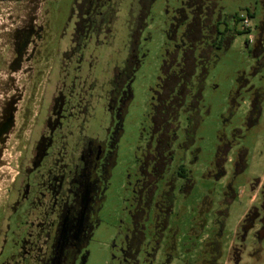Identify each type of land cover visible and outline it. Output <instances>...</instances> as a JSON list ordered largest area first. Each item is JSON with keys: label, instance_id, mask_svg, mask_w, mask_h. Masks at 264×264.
Returning a JSON list of instances; mask_svg holds the SVG:
<instances>
[{"label": "flooded vegetation", "instance_id": "1", "mask_svg": "<svg viewBox=\"0 0 264 264\" xmlns=\"http://www.w3.org/2000/svg\"><path fill=\"white\" fill-rule=\"evenodd\" d=\"M35 1L0 0L1 14L4 2L27 5L20 13L17 6L7 7L10 23L2 28L10 53L4 66L10 74L6 79L0 74V158L11 139L20 146L13 172L0 179L7 182L0 188V264H85L88 242L117 174L127 117L135 101L136 74L147 51L149 16L157 0H71L57 34L47 16L52 0L39 3L42 12L35 10ZM259 1L264 15V0ZM211 4V0H175L174 5H165L161 72L138 125L133 178L129 170L125 172V188L131 190L130 224L119 264H127L126 260L134 264V255L140 263L144 254H151L138 244L146 235L133 233L142 210L147 220L153 218L160 226L167 223L171 203L167 205L164 198L177 182L179 117L193 113L194 107L179 106L180 46L184 62L192 63L186 44L174 45L167 62L163 55L175 40L190 45L200 27L206 35L214 32L211 20L215 24L222 15L217 12L213 17ZM259 30L252 39L255 56L264 45L263 24ZM214 34L212 40L216 30ZM169 39L172 42L166 45ZM20 71L28 89L26 85L18 89L12 76ZM218 155L219 151L216 165ZM260 193L263 198L264 181ZM258 219L246 223L249 229ZM257 225L264 231L262 224Z\"/></svg>", "mask_w": 264, "mask_h": 264}, {"label": "rangeland", "instance_id": "2", "mask_svg": "<svg viewBox=\"0 0 264 264\" xmlns=\"http://www.w3.org/2000/svg\"><path fill=\"white\" fill-rule=\"evenodd\" d=\"M41 1H35L36 11H41L38 8ZM70 1L52 0L48 5L47 16L53 33L61 32L60 24L67 17ZM166 4L174 5L175 0H157L149 16L147 51L136 74L135 101L127 117L129 123L120 146L117 174L99 213L100 222L88 242L85 264H119L122 256L124 234L128 233L125 228L130 224L127 200L131 198V190L125 188V172L129 170L133 178L138 125L144 118L161 72ZM219 4L223 14H240L247 19L249 27L243 29L238 23L239 33L231 45L217 53V58L211 62L196 107L197 114L189 125L191 142L184 139L185 119L182 114L179 117L175 162L183 160L187 176L177 178L176 187L170 192L173 202L168 225L161 228L153 218L147 220L142 249L145 247L147 252L156 255L155 264H163L167 259L169 247L165 240L168 238L171 258L167 264H264V231L258 227L259 222L256 221L244 236L241 231L246 213L259 207L260 187L264 181V45L263 51L255 56L252 42L260 34V25H264L263 6L259 0H219ZM1 6L0 58L3 65L0 74L6 79L10 71L4 63L10 53L2 37V28L10 23L11 8L7 7L17 6L19 12L27 5L26 2L17 5L4 2ZM12 76L17 80L18 89H23L24 85L28 89L21 71ZM19 146L15 139L3 146L0 179L13 172ZM218 147L222 148L216 165ZM5 184L7 182L0 181V188ZM184 184L188 186L186 190ZM149 216L152 217V213Z\"/></svg>", "mask_w": 264, "mask_h": 264}, {"label": "trees", "instance_id": "3", "mask_svg": "<svg viewBox=\"0 0 264 264\" xmlns=\"http://www.w3.org/2000/svg\"><path fill=\"white\" fill-rule=\"evenodd\" d=\"M212 4H211V11H212V15L214 17V15L217 12H220L222 15V20L221 21H216L214 24V19L212 18L211 20V24L210 26H212L214 28V32H210L207 31V35L205 34V32L203 31V28L200 27L199 30H197L195 32V39L191 42L190 45H187V41H183L180 40V42H176L173 41V48L170 50V48H168L167 46L165 47V55H163V58L165 59L164 61H169V55L168 52H173V50L175 49L174 45H185V50H186V56H191L192 57V63L186 64L184 62V54L182 46L179 47V68L177 71V76H178V81H177V88L179 90V92H181L180 94V98H179V103H180V107L184 108L187 105L194 107L193 113L186 115L185 114V135H184V139L186 141L191 142L192 141V137L190 136L191 133H189V125L190 122L193 120L194 115L197 114L196 112V107L198 105V103L200 102V99L202 97L201 95V91L203 89L204 83H205V79L206 76L208 74V69L210 67L211 62H213L216 58H217V52H220L221 50H223L226 46V48L229 47V45L231 44L232 39L235 37L236 33H239V31L237 30L236 25H238V23H240L243 26V29H248L249 25L245 26L243 23V18L240 14H233L231 16H227L226 14L222 13V7L219 4V0H211ZM223 24V27H220L219 25ZM202 25V24H200ZM215 30L217 32V36L212 40L213 35H215ZM247 31V30H246ZM210 40V41H209ZM182 41V43H181ZM223 41H225L226 43H223ZM171 40L169 39V42L166 44L168 45L169 43L171 44ZM220 44L223 46H220ZM184 47V46H183ZM215 50V52H214ZM170 53V54H171ZM206 54V55H205ZM186 91V92H185ZM184 94V96H183ZM191 112V110H190ZM218 149H217V153H218ZM186 170H185V163L182 161H179L177 163V167H176V177L177 178H186ZM174 182V179H173ZM171 184L170 188L174 186L175 183ZM165 189V187H163V190ZM164 193H166V191H164ZM167 196L169 195V192L166 193ZM170 198L167 200L166 199V203L167 205H170L171 203V207L169 209V207L166 205L164 212L166 213V211L168 210V215H166V225H168V220L167 218L169 217V215L172 213V194L170 193ZM162 197L159 196L158 199H161ZM168 201V202H167ZM165 202L163 204H166ZM137 212V211H136ZM165 213H163V217L165 218ZM162 225L160 226L161 228H163L165 226V224L161 223ZM133 233H135V230L137 232V234L140 236L141 234H144L147 232V219L145 218V212H143L142 210V214H141V218L135 222V224L133 225ZM169 240H165L166 246L167 248L169 247V252H167V259L165 260L164 264H167L171 258L170 255V251H171V247L169 246V242H170V238H168ZM143 241H145V238L143 240H141L138 244L140 245L141 243H143ZM137 244V245H138ZM136 248V247H135ZM208 248V247H207ZM207 251H210L209 248ZM130 260H126V263L128 264ZM131 261H135L134 264H154V259L152 258V254H150L149 256L144 254V258L142 259V261L139 263L138 262V258H136V256L134 255V259L131 258Z\"/></svg>", "mask_w": 264, "mask_h": 264}, {"label": "water", "instance_id": "4", "mask_svg": "<svg viewBox=\"0 0 264 264\" xmlns=\"http://www.w3.org/2000/svg\"><path fill=\"white\" fill-rule=\"evenodd\" d=\"M259 207H254L252 210H249L244 218L242 219V225H241V231L244 236L246 231L250 228L251 225L246 224L247 222L253 221L257 218H259L257 221L262 224V227L264 226V197L262 198ZM261 214V215H260ZM260 216V217H259Z\"/></svg>", "mask_w": 264, "mask_h": 264}, {"label": "built area", "instance_id": "5", "mask_svg": "<svg viewBox=\"0 0 264 264\" xmlns=\"http://www.w3.org/2000/svg\"><path fill=\"white\" fill-rule=\"evenodd\" d=\"M243 23H244L245 26L249 25L246 18H243Z\"/></svg>", "mask_w": 264, "mask_h": 264}]
</instances>
